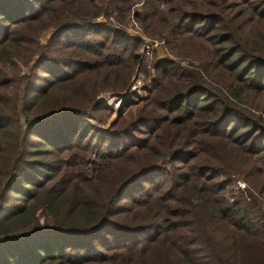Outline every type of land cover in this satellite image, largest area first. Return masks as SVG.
I'll list each match as a JSON object with an SVG mask.
<instances>
[{
	"label": "trees",
	"instance_id": "16d2710c",
	"mask_svg": "<svg viewBox=\"0 0 264 264\" xmlns=\"http://www.w3.org/2000/svg\"><path fill=\"white\" fill-rule=\"evenodd\" d=\"M131 24L166 56L103 130ZM234 175L264 195V0H0V264H264Z\"/></svg>",
	"mask_w": 264,
	"mask_h": 264
},
{
	"label": "rangeland",
	"instance_id": "374dc122",
	"mask_svg": "<svg viewBox=\"0 0 264 264\" xmlns=\"http://www.w3.org/2000/svg\"><path fill=\"white\" fill-rule=\"evenodd\" d=\"M99 19L100 20L96 21L98 24L106 22L101 18ZM108 24L111 23L108 22ZM111 25L114 26L113 24ZM128 29L129 30H127V33L129 34V36L140 39L142 41V44L139 50L140 61L136 66V69L134 70L133 74L131 75L127 89L121 93L101 90L97 94V96L95 97V102L106 105L108 109L107 117L105 120H100L97 116L95 117L93 114L92 116L89 112L83 113V117L86 118L90 124H93L94 126L103 130H108L113 125H115L119 117H123L125 116V114H128L129 112L133 113V111L135 110L134 108L131 110L129 109L125 110L124 112L122 111L125 103L128 102L136 103L137 105L135 107H138L143 103V101H145L148 95L150 84L155 76L153 64L155 63L156 60L157 61L161 60L166 56L165 51L163 49L164 41L162 39H158L157 37L153 39H149V38L147 39L145 36L143 37L140 30H138L136 26H134L133 24H131V26ZM51 33H52V29L49 28L47 30H44L39 35L37 42L41 47L47 44L51 36ZM183 61H184L183 62L184 66H187L188 64H191L192 66H197V63L194 61L188 60L189 63L186 62V60ZM32 62L34 64L35 60H33ZM29 63L24 64L22 62L17 61V64L20 67L19 77L27 73L28 67L32 65V63L30 64ZM132 89L134 91H132ZM118 101H120V104L117 107ZM21 121H23V119H21ZM226 181L228 184V189L234 191L233 193L234 197L243 194V196L247 199V197H249V192L251 191L258 198L262 208L264 209V195H259L256 191L251 190L243 176L234 175L231 176L229 179H226ZM239 184L242 186L240 187ZM228 200L232 202V199L230 197L228 198Z\"/></svg>",
	"mask_w": 264,
	"mask_h": 264
},
{
	"label": "built area",
	"instance_id": "2783aa9c",
	"mask_svg": "<svg viewBox=\"0 0 264 264\" xmlns=\"http://www.w3.org/2000/svg\"><path fill=\"white\" fill-rule=\"evenodd\" d=\"M144 51H145V49H144ZM134 90H135V88H134ZM133 89H132V91H134ZM131 93H133V92H131ZM119 104H120V101H118V103H117V107L119 106ZM240 185V184H239ZM242 185H240V187H241Z\"/></svg>",
	"mask_w": 264,
	"mask_h": 264
}]
</instances>
